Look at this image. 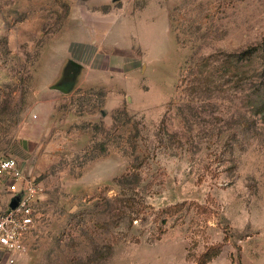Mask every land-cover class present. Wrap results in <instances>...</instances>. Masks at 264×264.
<instances>
[{"label":"rangeland","instance_id":"obj_1","mask_svg":"<svg viewBox=\"0 0 264 264\" xmlns=\"http://www.w3.org/2000/svg\"><path fill=\"white\" fill-rule=\"evenodd\" d=\"M262 100L264 0H0V153L40 188L18 264H264Z\"/></svg>","mask_w":264,"mask_h":264},{"label":"built area","instance_id":"obj_2","mask_svg":"<svg viewBox=\"0 0 264 264\" xmlns=\"http://www.w3.org/2000/svg\"><path fill=\"white\" fill-rule=\"evenodd\" d=\"M39 191L17 160L0 153V192L12 195L0 214V264H18L28 254V241L38 221ZM14 199L16 206L10 209L8 205Z\"/></svg>","mask_w":264,"mask_h":264},{"label":"trees","instance_id":"obj_3","mask_svg":"<svg viewBox=\"0 0 264 264\" xmlns=\"http://www.w3.org/2000/svg\"><path fill=\"white\" fill-rule=\"evenodd\" d=\"M262 111H264V100H262V102H261L260 105H259V109H258V112H262ZM158 131H164L162 125L159 127ZM134 167H135V164H134V163H131V167H130V168H134ZM126 174H127V173H126ZM135 175H136L135 173H128L127 175H124V176L122 177V179H123V178H126V177L131 178V177H133V176H135ZM119 184H120V183H119ZM132 188H133V187H132ZM130 190H132V189L130 188ZM124 203L126 204L125 206H127V207H134V205H135V203L132 202V200H130V199H127V201H124ZM139 206H140V205H139ZM182 206H183V203H179V204H175V205H172V206L168 207L166 210H169V211L171 210L172 212H178V211L182 208ZM199 208H201V207H199ZM37 209H38V204H37ZM135 210H136V209H135ZM228 239H229V237L225 235L224 238H223V242H227ZM220 246H221V245H218V246L216 247V249H215L216 251H214L215 253L218 251V249H219ZM211 255H212V254H209V251H208L207 253H204V254H203L204 260L209 259Z\"/></svg>","mask_w":264,"mask_h":264},{"label":"water","instance_id":"obj_4","mask_svg":"<svg viewBox=\"0 0 264 264\" xmlns=\"http://www.w3.org/2000/svg\"><path fill=\"white\" fill-rule=\"evenodd\" d=\"M52 88L55 89V90H58V91H60V92H62V93H66V92L68 91L67 88L62 87V86H52ZM15 206H16V200L14 199V200H12V201L9 203L8 207H9L10 209H13Z\"/></svg>","mask_w":264,"mask_h":264},{"label":"crops","instance_id":"obj_5","mask_svg":"<svg viewBox=\"0 0 264 264\" xmlns=\"http://www.w3.org/2000/svg\"><path fill=\"white\" fill-rule=\"evenodd\" d=\"M55 90V89H54ZM64 94V93H63Z\"/></svg>","mask_w":264,"mask_h":264}]
</instances>
